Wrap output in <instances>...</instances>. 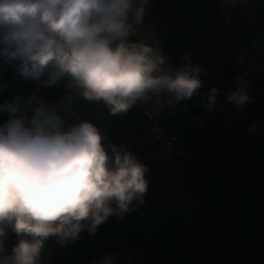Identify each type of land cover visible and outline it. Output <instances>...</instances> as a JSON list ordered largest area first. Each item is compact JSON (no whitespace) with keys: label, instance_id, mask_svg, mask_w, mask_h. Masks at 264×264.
<instances>
[{"label":"clouds","instance_id":"obj_1","mask_svg":"<svg viewBox=\"0 0 264 264\" xmlns=\"http://www.w3.org/2000/svg\"><path fill=\"white\" fill-rule=\"evenodd\" d=\"M149 0H0V67L21 81L68 92L46 102L33 92L0 102V264H42L45 242L94 235L110 216L143 203L148 166L127 145L110 142L76 111L80 101L102 103L113 117L163 97L171 105L202 87L190 54L173 68L155 43L131 40ZM13 81L0 82V93ZM226 102L242 112L247 82L235 81ZM219 89L201 98L211 111ZM239 112L237 114H239ZM259 124L249 127L256 134ZM19 238L5 251L7 230ZM107 255L93 264H116Z\"/></svg>","mask_w":264,"mask_h":264},{"label":"crops","instance_id":"obj_2","mask_svg":"<svg viewBox=\"0 0 264 264\" xmlns=\"http://www.w3.org/2000/svg\"><path fill=\"white\" fill-rule=\"evenodd\" d=\"M260 25L258 32L261 31V54L264 55V0H149L143 20L130 39L155 43L173 68L181 67V57L188 53L192 64H198L206 73L201 75L203 83L199 93L191 99L168 105L163 97L160 98L159 121L173 130L181 125L185 129L187 122L191 126L190 117L196 118L194 121L199 124L211 118V125L199 136L207 143L214 134L222 132L224 127L216 120L218 112L209 111L205 107L206 100L201 97L215 86L219 89L217 99L224 106L222 102H226V95L236 86L237 78L243 77L249 84V70L244 64L247 55L244 41H249L244 35L246 39L256 35L258 32H252ZM236 37L243 38V44L236 42ZM262 60L261 85L264 79ZM1 68L6 76L5 83L13 81L8 100L20 93L29 96L36 92L46 102H55L68 92L63 83L59 87H40L36 82L15 78L14 71L7 66ZM3 76L0 75V82ZM185 101L196 104L190 117L180 109ZM263 101L264 96H261ZM154 102L156 98L137 103L129 112L117 117L110 116L102 103H78L76 111L82 118L96 123L105 134H113L107 135L110 142L127 145L148 166V191L143 203L123 217L110 216L94 235L84 230L78 240L66 245L51 237L45 242L42 264H93L101 257L114 255L126 243L148 238L161 240V259L148 256L139 264H264V228L260 230L253 217L257 205L243 211L241 216L239 210L230 211L229 206L235 202L236 208L243 193L249 190L244 185L251 179L243 172L239 174L232 156L236 150L243 151L244 142L228 141L229 144L221 149L217 145L221 138L216 136V147L203 152L205 164L200 166L187 145L176 143L178 147L187 148L194 166L183 168L181 180L175 181L167 173L172 151L161 141L155 145L158 139L149 130L143 113L145 107ZM183 114L184 121L178 125L174 118ZM7 118L6 114H0V124ZM229 122L234 124L233 118ZM262 138L264 133L261 132ZM244 152L248 153V148ZM263 203L264 195L261 196V205ZM211 214L216 223L212 222ZM260 248L263 252L256 254ZM55 249L62 254L55 255Z\"/></svg>","mask_w":264,"mask_h":264},{"label":"rangeland","instance_id":"obj_3","mask_svg":"<svg viewBox=\"0 0 264 264\" xmlns=\"http://www.w3.org/2000/svg\"><path fill=\"white\" fill-rule=\"evenodd\" d=\"M261 1V0H260ZM261 4V2H260ZM260 26L256 28V30L252 33L258 32L260 30ZM249 33V34H252ZM248 35V34H246ZM245 40L249 41V43H246ZM244 45L247 46V55L244 60L245 69H248V81L249 84H247V91L250 96V101L245 105L242 112H239V110L235 106H230L228 102H222L224 106H221V103L217 99V106L215 111L218 112V115L216 116L217 123L221 124V127H224V129H221L222 132L214 134V138H211L209 140V143H217L216 136L220 137V141L217 144L221 149L225 146H227L229 142L231 143H238V142H244V148L243 151H234L232 152V156L235 160V168L239 170L240 172H247L249 174V177L251 179L252 175H263L264 173V138L261 139V132L264 133V117L262 116L261 121V115H257V109L263 106L264 108V101L261 102V96H264V79H263V85H261V58L264 60V55L261 54V31L258 32L256 35L249 37L248 39L245 38L244 35ZM236 42L243 44V41L240 38H235ZM262 60V61H263ZM0 75L3 76V83L6 81L5 74H2V68L0 67ZM235 87H231L232 91L235 90ZM13 91V90H12ZM10 89L7 91L0 93V102H2L5 99H9V95L12 93ZM159 107L161 106V103H155ZM195 102L194 101H185L182 102V105L180 106V109L189 116V114L193 111H195ZM258 106V108H256ZM233 108V110H232ZM236 114H235V113ZM239 112V114H237ZM259 113V112H258ZM231 116V117H230ZM190 117V116H189ZM233 118L234 124L230 123L229 120ZM211 118H205L203 122L196 123L194 120L196 118L190 117L188 121H192V125L190 126V123H186V128H183V125L178 126L176 128H173V130H169L173 134H175L178 138L177 145H187L191 139V133L197 136L201 135V132L204 131V128L206 126L211 125L210 122ZM237 120L239 121V125H237ZM184 121V114L182 116H175L174 122L180 125L181 122ZM206 121V122H205ZM259 124V128L256 132V134L252 135L249 134V127ZM177 126V125H172ZM109 136H112L113 134H106ZM174 146L175 152H178V149L180 147ZM248 148V153L244 152L245 149ZM240 162V163H238ZM244 168H241L243 167ZM236 169L234 171L236 172ZM241 176V175H240ZM246 176V175H245ZM264 179V175H263ZM264 182V180H263ZM257 182L254 183L253 186L249 187V190L245 193H243V198H241V201L237 205L236 208H234V204L232 208L234 210L240 211V216L242 215L243 211H247L250 209L252 205H258L261 204V196L263 195V188L264 186H261V184H258L256 186ZM254 202H257L255 204ZM236 215V212L235 214ZM234 217V216H232ZM253 218V217H251ZM237 219L234 217V220ZM260 228V227H259ZM10 229V228H9ZM261 229V228H260ZM263 252V249L260 248L257 250L256 254H261Z\"/></svg>","mask_w":264,"mask_h":264},{"label":"trees","instance_id":"obj_4","mask_svg":"<svg viewBox=\"0 0 264 264\" xmlns=\"http://www.w3.org/2000/svg\"><path fill=\"white\" fill-rule=\"evenodd\" d=\"M155 103H157V102H154V103L148 105L147 107H145L143 113H144L145 118L149 122V130L155 134V139L157 138L159 141L162 142L163 146H166L167 148L170 149V151H172V158H171V161L169 163L167 173L173 180L179 181L182 178L183 168H185L187 165L188 166L189 165L194 166L192 163V161H193L192 158L188 157L187 148H190L191 151L195 153L196 159H197V164H199V166H200L202 164H205V162L203 161V156H202L203 152L205 150H207V151L212 150L213 148L216 147V145H215V142L212 144H209L204 139H201L199 136L193 134V135H191V139H190L189 143H187V148L185 149V148L180 147L178 149V152H179V150L184 151V156H185L184 158L186 159L185 162L180 163V161L182 159L180 157H178V152H175V150H174V146L176 145L178 138L175 134H173L172 132L169 131L171 129L168 128L167 124L161 123L159 121L157 111L159 110L160 107H158L157 111L154 113V115H152L151 118L146 113V111H148L149 108L151 106H153ZM261 110H262V115H261ZM257 115H259V116L261 115V120H262V116L264 117L263 106H261L260 113H258ZM152 124H155L156 126H158L159 129L158 130H152L151 129ZM166 134H173L176 137V142L170 146H167ZM219 139H220V137H219ZM240 143H242V142H240ZM210 155H211V153L209 154V156ZM172 164H175V165L178 164L179 165V168H180V177L179 178H175V177L171 176L170 167ZM263 175H264V173H263ZM263 175L262 174L261 175H258V174L252 175L251 174V180L249 179L250 180L249 183L248 184L246 183L247 185H244V187L249 188V187L253 186L254 183H256V182H257L256 186L258 184H261V186H262ZM261 177H262V179H261ZM263 195H264V193H263ZM234 203L235 202H231L229 204V206H231L230 211L234 210V208H232L233 207L232 204H234ZM253 217H254L255 222L258 224V226L260 228L261 227L264 228V203L262 205L261 204L258 205V207L256 208V211L253 214ZM211 220L213 223L217 222L216 218L213 217V214H211ZM18 239L19 238L16 236V234L14 232H12L11 229H8L7 230V237L4 241L5 251L10 252L12 247L17 243ZM160 241L161 240L156 239V238H154V239L148 238V239H145V240H142L139 242L133 241L131 243H126L117 252H115L114 256L117 257V261L120 264H139L140 263L139 261L141 259H144L148 256H151L153 259L155 258L156 260H160L161 259L160 255H159V246H161ZM128 250L133 251L132 256L130 255V258H127L123 255V253L128 251ZM54 254L60 255L62 253L56 252V249H55Z\"/></svg>","mask_w":264,"mask_h":264},{"label":"built area","instance_id":"obj_5","mask_svg":"<svg viewBox=\"0 0 264 264\" xmlns=\"http://www.w3.org/2000/svg\"><path fill=\"white\" fill-rule=\"evenodd\" d=\"M158 107H159L158 105L154 104L153 106H151L149 108L148 111H146V113L148 114V116L150 118L157 111ZM151 129L152 130H158L159 127L156 126L155 124H152ZM175 142H176V137L173 134H166V143H167V146H170V145L174 144ZM178 157H180L182 159L180 161V163L186 161V159L184 158L185 156H184V151L183 150H179ZM170 174H171V176H173L175 178H179L180 177V168H179V165L178 164L177 165H175V164H172L171 165V167H170ZM132 253H133V251L128 250V251L124 252L123 255L125 257H127V258H130V255L132 256Z\"/></svg>","mask_w":264,"mask_h":264},{"label":"water","instance_id":"obj_6","mask_svg":"<svg viewBox=\"0 0 264 264\" xmlns=\"http://www.w3.org/2000/svg\"><path fill=\"white\" fill-rule=\"evenodd\" d=\"M158 142H159V140H157V142H156L155 145H157ZM245 174L247 175L248 178H250V177H249V174H248L247 172H245Z\"/></svg>","mask_w":264,"mask_h":264}]
</instances>
